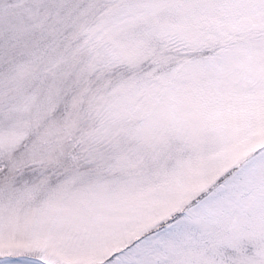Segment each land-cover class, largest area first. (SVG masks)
<instances>
[{"label":"snow or ice","instance_id":"1","mask_svg":"<svg viewBox=\"0 0 264 264\" xmlns=\"http://www.w3.org/2000/svg\"><path fill=\"white\" fill-rule=\"evenodd\" d=\"M0 264H264V0H0Z\"/></svg>","mask_w":264,"mask_h":264}]
</instances>
